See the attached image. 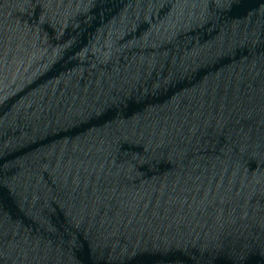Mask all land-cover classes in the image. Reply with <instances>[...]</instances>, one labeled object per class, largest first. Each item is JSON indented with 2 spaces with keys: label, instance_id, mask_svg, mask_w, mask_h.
<instances>
[{
  "label": "water",
  "instance_id": "1",
  "mask_svg": "<svg viewBox=\"0 0 264 264\" xmlns=\"http://www.w3.org/2000/svg\"><path fill=\"white\" fill-rule=\"evenodd\" d=\"M117 264H264V0H62Z\"/></svg>",
  "mask_w": 264,
  "mask_h": 264
}]
</instances>
